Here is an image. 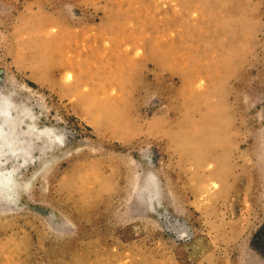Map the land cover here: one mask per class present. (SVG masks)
Returning a JSON list of instances; mask_svg holds the SVG:
<instances>
[{"label":"rangeland","instance_id":"obj_1","mask_svg":"<svg viewBox=\"0 0 264 264\" xmlns=\"http://www.w3.org/2000/svg\"><path fill=\"white\" fill-rule=\"evenodd\" d=\"M1 97L0 264H264V0H0Z\"/></svg>","mask_w":264,"mask_h":264},{"label":"bare ground","instance_id":"obj_2","mask_svg":"<svg viewBox=\"0 0 264 264\" xmlns=\"http://www.w3.org/2000/svg\"><path fill=\"white\" fill-rule=\"evenodd\" d=\"M14 106H12L10 99L7 97H1L0 98V153L2 152L3 148H7L10 152L13 153L14 158H18L22 156L25 158L31 157L30 149L32 148V145L30 144L31 141L30 138H36V134L49 136L52 133H49V129L41 128V131L37 132V126L34 124L32 125L27 132L21 133L19 126H18V118L13 116ZM34 130L31 132V130ZM40 129V128H39ZM22 130V129H21ZM51 132V131H50ZM35 135V137H34ZM61 139V137H58ZM45 144L46 147H50L52 145V142H48ZM151 178V182L147 184V191L149 192V196L151 197V203L153 200H155L157 197V186L156 184H153V177ZM17 186L11 179L9 174H1L0 175V194L2 197H7L5 199H9L10 195L14 192H17ZM155 189V190H154ZM154 204V203H153Z\"/></svg>","mask_w":264,"mask_h":264},{"label":"trees","instance_id":"obj_3","mask_svg":"<svg viewBox=\"0 0 264 264\" xmlns=\"http://www.w3.org/2000/svg\"><path fill=\"white\" fill-rule=\"evenodd\" d=\"M261 232L262 231H260L259 233H258V235H256V244H260L259 242H264V237H259L260 235H261Z\"/></svg>","mask_w":264,"mask_h":264}]
</instances>
